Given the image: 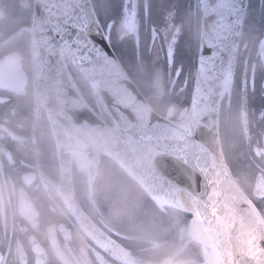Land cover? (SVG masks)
<instances>
[{
    "label": "flooded vegetation",
    "instance_id": "af4514ba",
    "mask_svg": "<svg viewBox=\"0 0 264 264\" xmlns=\"http://www.w3.org/2000/svg\"><path fill=\"white\" fill-rule=\"evenodd\" d=\"M126 2L114 0L110 20L120 19V7ZM136 2L140 4L142 54L166 63L162 48L176 37L177 64L184 66L180 78L184 82L187 77L189 87L196 71L206 0ZM207 2L208 7L215 3ZM146 4L150 5L147 15ZM34 16L35 0H0V264H195L191 249L199 248L193 235L183 238L190 223L183 208L154 196L164 201L158 204L111 158L97 152L99 160L93 154L91 161L83 140L64 131L63 141L54 133L46 106H39L35 98ZM152 25L159 32L154 45L150 44ZM253 35L251 43L241 41L234 85L225 87L219 123L222 134L223 117L239 115L245 139L236 152L255 158L257 169L251 191L240 184L264 216V195L256 192L257 175L264 176V162L256 158L264 159V67ZM247 56L248 131L242 123ZM64 58L76 87L93 108L95 95L83 90L82 75ZM105 117V123L112 125L107 113ZM221 140L231 165L237 156H230L226 138ZM96 161L93 176L91 164ZM130 198L143 201L136 203L140 214L131 211ZM174 209L179 222L172 215Z\"/></svg>",
    "mask_w": 264,
    "mask_h": 264
},
{
    "label": "water",
    "instance_id": "95a60500",
    "mask_svg": "<svg viewBox=\"0 0 264 264\" xmlns=\"http://www.w3.org/2000/svg\"><path fill=\"white\" fill-rule=\"evenodd\" d=\"M207 5L206 0L200 46L218 49L217 70L208 73L213 78L202 81L196 110L190 105L182 112L185 118L174 121L149 103L115 52L102 60L86 43L90 26L101 24L91 0H35L32 57L36 101L45 104L56 136L64 141L65 131L83 140L91 161L93 154L99 160L97 151L108 155L152 195L179 207L184 203L177 191H187L224 264L230 260L264 264V239L260 238L264 236V217L231 172L218 123L224 86L220 60L234 70L248 0H217L213 9ZM62 52L98 93L113 126L90 110L70 79ZM258 52L264 64V36ZM247 103L243 90L246 126ZM184 147L190 150L188 166L175 160ZM92 164L94 176L99 161ZM256 186L257 194L264 195L261 176ZM217 217H227V228ZM248 234L256 237L259 252L249 254L242 243Z\"/></svg>",
    "mask_w": 264,
    "mask_h": 264
},
{
    "label": "rangeland",
    "instance_id": "374dc122",
    "mask_svg": "<svg viewBox=\"0 0 264 264\" xmlns=\"http://www.w3.org/2000/svg\"><path fill=\"white\" fill-rule=\"evenodd\" d=\"M101 4L105 5L104 0H98ZM215 2V0H212ZM250 5V4H249ZM263 0L255 1L254 5L251 8L250 13V21L246 27V31L244 34V41L250 42V38H253L258 35V33H262L264 28V11L262 10ZM106 7V6H105ZM250 7V6H249ZM109 9L106 7V10ZM249 10V8H248ZM263 26V28H262ZM118 28L113 29V41L116 43V34H117ZM116 48L118 49L120 55L122 58H124L126 64L129 66L130 71L135 74L133 77L135 79V82L142 88V91H144L145 95L149 98V101L156 106L157 110L163 114L164 116H169L173 119L180 118V113L183 110V108L187 105H190V98H191V92L193 88V84H191L188 87V92L184 95H181L179 93V89L181 88V84H183L182 80L179 79L176 80L175 76L173 75L171 78L168 74V67L167 64L158 58H152L151 60L142 54V60L137 58L135 55L131 41H126L123 46L116 44ZM143 53V51H141ZM197 57V52H195V60ZM147 58V59H146ZM196 62H194V66L196 68ZM193 66V62L192 65ZM73 71V69H71ZM77 75H79V71L75 68ZM74 72V71H73ZM195 76V75H194ZM195 79V78H194ZM179 83V84H178ZM83 88V90L87 93L90 92L86 90L85 87H83V84H80ZM181 85V86H180ZM169 94V95H168ZM227 95V94H226ZM170 96V97H168ZM228 95L225 98L226 105H230V101L228 100ZM95 100V98L93 99ZM96 101V100H95ZM97 103H100V100H97ZM96 103V104H97ZM222 134L221 137H223L224 142L225 138L227 140V153L234 157L237 156V159H234L231 163L232 168L236 175L238 176L240 182L244 187L248 189V191H251L253 182L255 180L257 169L255 168V158H250L249 156L238 153L236 150L242 149L244 144V134L240 127V121H239V115L233 113V116L228 119L226 116L222 119ZM229 138V139H228ZM253 156H256V153L252 152ZM258 161L264 162L263 158L256 157ZM117 165V164H115ZM118 166V165H117ZM119 167V166H118ZM140 198H143L145 196H142L138 194ZM148 198V197H147ZM157 201L158 204L163 203L164 201H161L157 198L150 197ZM136 203L143 204V201L140 200V202L135 199L130 198V206L131 211L134 213H139V206L136 205ZM170 208V213H171ZM177 210L174 209V214L172 212V215L178 221V218L176 216ZM188 216L190 217V223H189V231L184 233V237L186 238L188 235H193L194 237V243L195 247L197 246L199 249H191L192 259L195 262V264H202L197 263L198 261H202L203 264L207 261L209 264H222L221 259L219 258V255L214 247L213 241L211 239H207L193 224L192 222V215L186 211ZM201 257V258H200Z\"/></svg>",
    "mask_w": 264,
    "mask_h": 264
},
{
    "label": "snow or ice",
    "instance_id": "6c2138e0",
    "mask_svg": "<svg viewBox=\"0 0 264 264\" xmlns=\"http://www.w3.org/2000/svg\"><path fill=\"white\" fill-rule=\"evenodd\" d=\"M145 13L147 15L150 5H144ZM139 13H140V4L136 0H127L126 3L122 4L119 11L120 19L117 20L113 17L107 22V24L95 23L94 28L90 26L87 32L86 43L90 45L96 51V55L99 59L107 60L113 57V53L117 50L116 44L123 46L126 41H131L133 51L137 58L142 60L141 46H140V25H139ZM118 28L116 34V43L113 41V29ZM150 32V44L154 45L159 32L156 29L155 25L149 29ZM99 45V47H97ZM177 45L178 39L173 37L170 39L166 45L162 48L164 52L166 63L168 65V74L169 77L175 76L176 80H179L181 74L184 72V66L182 63L177 64ZM210 50V54L206 55L205 53ZM220 59L218 55V49L209 45L207 48L200 46L198 47V53L196 57L197 64V76L193 82V88L191 92L190 105L193 111L197 108V94L202 91V81L206 82L207 80L213 78L209 77V72H215L216 62ZM220 75L222 76V83L225 87H231L234 85V72L230 66H225L224 61L220 60ZM188 78L186 77L181 88L178 90L181 95H184L188 92ZM253 81V88H254ZM242 88L244 92L247 91V81H242ZM190 131V130H189ZM185 137H181V140H184ZM194 147V146H193ZM189 149L184 147L183 149L178 150L175 160L177 162L189 164ZM213 214H216V209H213ZM225 218L217 217V220L221 224H225ZM225 228L227 225L225 224ZM249 238L242 241L243 244L247 246L249 254L253 252H259V246L256 244V237L248 234ZM264 239V236L260 237ZM255 258V256L253 257ZM219 264V262H218ZM229 264H235L234 261H229Z\"/></svg>",
    "mask_w": 264,
    "mask_h": 264
},
{
    "label": "bare ground",
    "instance_id": "6f19581e",
    "mask_svg": "<svg viewBox=\"0 0 264 264\" xmlns=\"http://www.w3.org/2000/svg\"><path fill=\"white\" fill-rule=\"evenodd\" d=\"M178 195L181 197L184 205L186 206L187 210L192 213V222L194 226L207 238L210 239L209 232L204 225L195 205L192 200L191 195L184 190L177 191Z\"/></svg>",
    "mask_w": 264,
    "mask_h": 264
},
{
    "label": "trees",
    "instance_id": "16d2710c",
    "mask_svg": "<svg viewBox=\"0 0 264 264\" xmlns=\"http://www.w3.org/2000/svg\"><path fill=\"white\" fill-rule=\"evenodd\" d=\"M105 1V5H103V4H101L100 2H99V10H100V17H101V19H102V21H103V24H105L106 25V23L108 22V20H110V18H111V13L115 10V8H116V4H114V0H104ZM255 1L256 0H250V7H249V11H248V22H247V25H248V23H249V21H250V18H251V16H250V11H251V8H252V6L254 5V3H255ZM257 1H259V0H257ZM107 8H109V9H107L106 10V7ZM262 10L264 11V0H263V5H262ZM142 89V88H141ZM169 95V94H168ZM156 107V106H155ZM157 108V107H156Z\"/></svg>",
    "mask_w": 264,
    "mask_h": 264
}]
</instances>
